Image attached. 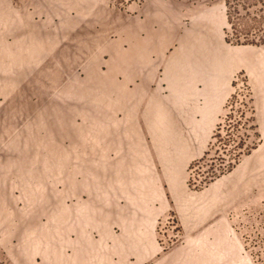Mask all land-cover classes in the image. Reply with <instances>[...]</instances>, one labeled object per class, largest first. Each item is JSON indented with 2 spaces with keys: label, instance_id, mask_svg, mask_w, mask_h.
I'll return each mask as SVG.
<instances>
[{
  "label": "crops",
  "instance_id": "obj_1",
  "mask_svg": "<svg viewBox=\"0 0 264 264\" xmlns=\"http://www.w3.org/2000/svg\"><path fill=\"white\" fill-rule=\"evenodd\" d=\"M58 2L49 4L58 32L55 42H48L46 25H17L15 0H0V93L8 95L1 108L21 107L15 101L18 80L35 68L28 61L37 65L44 54L26 44L56 45L64 66L59 70L64 71L65 61H75L74 48L64 46L74 47L80 31L86 30L97 45L103 43L94 61L102 60L104 68L100 72L96 65L87 93L95 100L88 107L98 111L96 123L104 133L72 135L73 141L87 137L89 144L82 149L72 144L59 153L62 160L56 162L55 172L62 191H57L54 204L27 213L29 229L16 248V261L254 264L244 256L239 234L225 222V208L238 199L239 188L213 182L193 191L187 169L203 153L201 143L210 139L235 75L246 66L258 87L264 117V57L257 63L255 54L241 56L226 42L227 21L218 5L177 7L173 0ZM35 6L43 12L42 2ZM24 27L29 32L18 35ZM36 32L39 36H31ZM68 92L74 108L75 89ZM62 94L66 100L67 94ZM259 128L264 136L263 120ZM19 153L31 156V146ZM64 157L72 158L71 165ZM37 170L24 166L17 173L28 188L47 186V168L33 176ZM171 218L179 235L168 247Z\"/></svg>",
  "mask_w": 264,
  "mask_h": 264
},
{
  "label": "rangeland",
  "instance_id": "obj_2",
  "mask_svg": "<svg viewBox=\"0 0 264 264\" xmlns=\"http://www.w3.org/2000/svg\"><path fill=\"white\" fill-rule=\"evenodd\" d=\"M50 1L15 0V16L17 25L18 23L27 25L29 22L33 27L46 25L47 29L43 31L48 36L47 41L55 42L58 31L54 28L55 17L50 13ZM57 1L62 6V3L69 0ZM173 1L177 3V7L179 4L185 7L220 6L227 21L226 42L237 48L241 56L247 53L255 54L257 63L263 59L261 57H264V0ZM40 2L44 5L42 13L35 9V5L38 7ZM2 19L0 15V20ZM24 29L21 32L17 31V34L26 35L29 29L27 27ZM31 34L34 37L39 36L38 32ZM87 35L88 31L81 30L78 44L74 47L64 46L65 50L71 51L70 48L75 50V61H65L64 65L67 68L64 71L59 70L64 66L56 45L26 44L27 49L35 51L43 49L44 54L37 65L29 60L28 64L35 68L31 73H27L26 77L22 76L21 80H18L15 101L20 103L21 107L16 106L14 110L2 109L8 95L0 93V264H25L18 263L15 255L18 244L22 242L29 229L27 222L25 223L27 213L37 209L41 204H54L57 191H62L61 185L56 184L55 172L56 162L62 160L59 153L71 149L72 144L79 149L89 144L87 137L75 138L73 141L72 135L104 133L103 126L96 123L98 111L88 107L89 102L93 103L95 100L87 93L93 83L96 65L100 72L104 68L102 60L98 64L94 61L98 51L103 48V43L97 45V41ZM258 65L255 68L259 69ZM248 69L246 66L235 75L231 94L236 93L237 96L232 102V107L223 109L219 116L217 122L221 125L217 132L219 140L212 141V150L207 157L203 155L211 137L207 142L201 143L204 145L203 153L192 159L189 166L192 164L193 168L189 171L188 166L187 172L192 185L189 188L199 191L194 190V185H198L203 176L216 168L220 159L225 158L230 149L222 143L235 140L237 137L245 138L249 134L250 139L257 141V147L250 154L243 156L230 172L213 182L220 183L225 188L228 186L239 188L238 199L225 208V222L239 234L244 256L254 264H264V136L259 128L264 117L259 109L258 87L253 78L249 77ZM70 88L75 89L74 108L68 103L71 101V94L68 92ZM63 92L64 95L67 94V98L62 101ZM28 105L31 108H28ZM23 106L27 108L23 109ZM241 115H245L256 126L257 138L245 130V120ZM29 136L32 137L30 142ZM29 146L32 149L31 156L24 157L19 153V150H27ZM38 146L42 148L41 152L35 150ZM63 160L71 165V157H64ZM24 166L38 170L42 168L43 172L47 168V186L40 187L35 184L36 188H28V184L21 179L22 175L17 173L18 169ZM38 170L33 176L35 174L39 176ZM169 227L172 233L166 244L168 247L179 235L172 218Z\"/></svg>",
  "mask_w": 264,
  "mask_h": 264
},
{
  "label": "trees",
  "instance_id": "obj_3",
  "mask_svg": "<svg viewBox=\"0 0 264 264\" xmlns=\"http://www.w3.org/2000/svg\"><path fill=\"white\" fill-rule=\"evenodd\" d=\"M226 39V38H225ZM227 41V39H226ZM228 42V41H227ZM232 86L234 87V81L232 83ZM236 93H232L227 100L224 109L231 108L232 107V102L236 98ZM247 103V102H246ZM244 103V106L246 105ZM232 110L230 109L229 112ZM242 119L245 120L244 125L246 126L245 130L247 132H250L253 134L254 137H258L257 131H256V126L251 123L245 115H241ZM228 117V115H226ZM221 125L218 123L215 127V130L213 132V135L211 136V140L209 142V145L204 152L203 157H207L210 154V151L212 150V141L214 139L219 140L220 136L217 135V132L219 131ZM250 134L246 135L245 138L242 137H237L235 140L231 141H225L222 143L223 146L225 147H230V149L227 151V154L225 155V158L220 159V162L217 164V167L214 168L212 171L208 172L203 178H201L198 182V185H194V190H200L206 186H208L210 183H212L214 180L217 178L221 177L222 175L230 172L240 161V159L243 156H246L250 154L251 151H253L257 147V141L255 139H250ZM225 150V149H224ZM192 164L189 166V171L192 170ZM188 185L189 187H192L190 179L188 180Z\"/></svg>",
  "mask_w": 264,
  "mask_h": 264
}]
</instances>
